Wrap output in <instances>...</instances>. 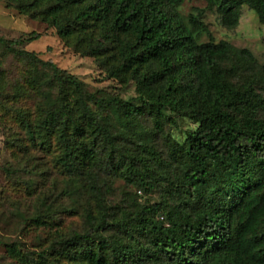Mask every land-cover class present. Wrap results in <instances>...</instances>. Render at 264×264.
Masks as SVG:
<instances>
[{"label": "trees", "instance_id": "16d2710c", "mask_svg": "<svg viewBox=\"0 0 264 264\" xmlns=\"http://www.w3.org/2000/svg\"><path fill=\"white\" fill-rule=\"evenodd\" d=\"M3 1L61 40L87 31V56L102 58L107 77L134 82L140 101L99 98L53 63L16 50L38 40L35 32L0 40L34 65L30 84L45 92L35 127L20 114L30 142L54 141L67 187L85 188L97 206L96 216L86 215L89 230L62 240V251L79 247L83 264H264V72L253 71L250 51L215 41L204 22L213 12L233 29L245 6L264 27V0H204L186 17V0ZM145 112L158 133L171 116L194 129L182 141L166 135L163 155L127 132ZM108 176L164 197L117 219L103 191ZM111 227L123 237L104 238ZM2 246L11 261L36 264L21 244Z\"/></svg>", "mask_w": 264, "mask_h": 264}, {"label": "rangeland", "instance_id": "374dc122", "mask_svg": "<svg viewBox=\"0 0 264 264\" xmlns=\"http://www.w3.org/2000/svg\"><path fill=\"white\" fill-rule=\"evenodd\" d=\"M205 6L204 0H186L179 12L186 17ZM75 10L70 8L68 16H73ZM204 22L215 41H226L237 50L250 51L255 58L253 71L264 72V27L253 11L243 6L238 24L233 29L225 28L213 12L205 13ZM32 32L39 34L40 38L15 47L16 50L32 52L41 61L53 63L99 98L116 97L140 106L134 82L120 83L107 77L99 66L102 58L97 60L100 58L87 56V31L61 40L54 29L18 14L0 0V40L12 42ZM33 68L31 62L0 44V264H17L6 254L3 242L21 244L24 253L34 258L36 264H83V252L79 247L63 252L62 240L88 231L86 215L92 212L96 216L97 206L85 188L70 190L72 187H67V178L56 166L59 151L55 142L52 141L49 147L34 145L21 123L20 114H24L33 127L42 117L45 92L30 84ZM91 107L101 114L96 106ZM171 117L174 123L167 122L163 131L158 133L153 128L151 116L145 112L127 132L133 141L152 145L164 155L166 135L182 141L186 131L194 129L187 119ZM104 179L106 205L114 215L116 213L117 219L125 211H132L133 207L140 209L164 197L159 190L145 192L117 176ZM156 219L165 223L164 216ZM101 234L104 238L123 237L117 228L112 227ZM91 235L95 238V234ZM73 255L77 256V261L72 259Z\"/></svg>", "mask_w": 264, "mask_h": 264}]
</instances>
